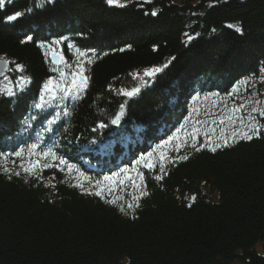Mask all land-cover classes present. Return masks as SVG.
Listing matches in <instances>:
<instances>
[{
    "label": "trees",
    "instance_id": "1",
    "mask_svg": "<svg viewBox=\"0 0 264 264\" xmlns=\"http://www.w3.org/2000/svg\"><path fill=\"white\" fill-rule=\"evenodd\" d=\"M0 57V264H264V117L221 110L264 84V0H4Z\"/></svg>",
    "mask_w": 264,
    "mask_h": 264
},
{
    "label": "rangeland",
    "instance_id": "2",
    "mask_svg": "<svg viewBox=\"0 0 264 264\" xmlns=\"http://www.w3.org/2000/svg\"><path fill=\"white\" fill-rule=\"evenodd\" d=\"M130 1L132 0H120V4L123 5ZM79 76L80 74L73 76L74 78L70 81V88H78L80 85L78 83ZM61 79L62 81H52L51 85H60L61 89H66L67 87L63 82L67 78H64L63 76ZM261 82L262 80L259 79L256 82L253 81L252 84L248 86H239L236 88V94H234L238 97L236 102L231 105L230 100V102L226 101L222 105L221 110L225 112L222 119H225V124L229 132L239 131L240 134L241 132H249V127L252 124H257L259 127L263 125V123L261 125L259 122V120H261L260 118L264 117L260 115V112L264 111V96L262 97V93L261 97L258 95V90L264 88V84ZM261 92H263L264 95V89H261ZM51 97L55 98L54 93H52ZM241 105H243V107H241ZM254 108L257 109V111H253ZM250 117H253L254 119H250Z\"/></svg>",
    "mask_w": 264,
    "mask_h": 264
},
{
    "label": "snow or ice",
    "instance_id": "3",
    "mask_svg": "<svg viewBox=\"0 0 264 264\" xmlns=\"http://www.w3.org/2000/svg\"><path fill=\"white\" fill-rule=\"evenodd\" d=\"M106 2L109 4V5H116V6H123L122 4H120V0H106ZM4 4V0H0V7H2ZM23 15V13H20V12H17L15 13L14 15H10L7 17V19L9 21H14L16 20L19 16ZM153 15H155V13H153ZM229 27H235V30L237 32H240L242 31L239 26H234V25H229ZM28 40H32V37L31 36H28L27 37ZM191 39V37H190ZM56 44H59L60 41L57 40L55 41ZM81 56L84 55V53H79ZM11 63H14L13 61H7L4 65V68H7V65L8 64H11ZM164 67H167V65H164ZM163 68H153V69H150L148 70V72L146 74L152 76V75H155V73L157 72H160L162 71ZM8 71H19V72H23L24 71V66L22 64H15V68L14 69H8ZM81 72H83V69L81 68ZM20 80L23 81L24 83H28L30 82L29 78L26 77V76H21L20 77ZM86 80L87 78L86 77H83L81 76V83H86ZM52 81L50 80L48 82V84L45 85V89L48 90V85L51 84ZM139 92V88H133L131 91H126L124 92V94L126 96H134L136 95L137 93ZM11 94V93H10ZM41 100H43V96H41ZM37 107H39V105H37ZM241 107H243V105H241ZM253 111H257V109H253ZM260 115L261 116H264V111H261L260 112ZM250 119H254L253 117H250ZM113 123H118V118L116 120H113ZM249 131L252 132L254 135L255 134H258L259 133V126L257 124H252L250 125L249 127ZM241 137L244 138V139H247V140H251L253 138L252 135H249V132H241L240 133ZM226 142V141H225ZM213 151H215V148L212 149ZM180 159H187V156H183V157H180ZM149 167H151V165H149ZM19 173H17L18 175ZM157 179H162V177L158 176ZM97 195H99L100 193H96ZM147 193H142V195H146ZM194 199V198H193ZM112 203H115V201H112ZM138 206V205H137ZM129 208H132L133 205L132 204H129L128 205ZM189 207H191V205H189ZM122 211L124 210L123 208L121 209Z\"/></svg>",
    "mask_w": 264,
    "mask_h": 264
},
{
    "label": "water",
    "instance_id": "4",
    "mask_svg": "<svg viewBox=\"0 0 264 264\" xmlns=\"http://www.w3.org/2000/svg\"><path fill=\"white\" fill-rule=\"evenodd\" d=\"M51 59H52V62L55 63V65H56V64H57V65H60V64H61V62H60V60H61V55H60L59 53H55V54L52 53V54H51ZM6 62H7L6 59L0 57V80H1L3 77H5V75H6L7 71H8V69L10 68V64L7 65V68H4V65H5Z\"/></svg>",
    "mask_w": 264,
    "mask_h": 264
},
{
    "label": "bare ground",
    "instance_id": "5",
    "mask_svg": "<svg viewBox=\"0 0 264 264\" xmlns=\"http://www.w3.org/2000/svg\"><path fill=\"white\" fill-rule=\"evenodd\" d=\"M52 53H54V54H55V53H59V52H58V51H53ZM51 60H52V59H51Z\"/></svg>",
    "mask_w": 264,
    "mask_h": 264
}]
</instances>
